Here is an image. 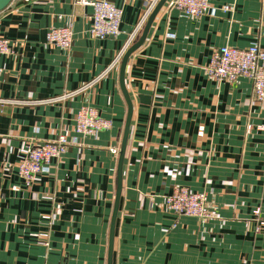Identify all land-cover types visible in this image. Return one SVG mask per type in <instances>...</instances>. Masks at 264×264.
Returning <instances> with one entry per match:
<instances>
[{"label":"crops","instance_id":"obj_1","mask_svg":"<svg viewBox=\"0 0 264 264\" xmlns=\"http://www.w3.org/2000/svg\"><path fill=\"white\" fill-rule=\"evenodd\" d=\"M169 1L126 67L133 114L112 264H264V103L249 78L206 72L223 46L264 47V0H209L202 16ZM111 2L123 10L120 33L102 39L90 32L93 7L77 0H13L0 12L13 47L0 58V264H108L119 164L111 149L120 151L128 114L120 65L144 7ZM64 25L69 49L46 40ZM83 106L112 126L77 133ZM64 130L67 151L27 185L17 173L23 141ZM177 186L206 193L212 216L170 211L165 197Z\"/></svg>","mask_w":264,"mask_h":264},{"label":"built area","instance_id":"obj_2","mask_svg":"<svg viewBox=\"0 0 264 264\" xmlns=\"http://www.w3.org/2000/svg\"><path fill=\"white\" fill-rule=\"evenodd\" d=\"M159 1L143 0L142 18L125 48L136 40L139 31ZM77 2L93 7L90 32L94 37L102 39L119 35L123 15V10L120 7L114 5L111 0H77ZM168 6L191 16H202L211 8L209 0H170ZM225 8L230 9L228 6ZM46 40L51 45L69 49L73 42V30L69 25L51 27L46 32ZM12 52L13 47L10 41L0 35V58ZM2 72L3 67L0 65V75ZM206 72L216 81L236 82L240 77L249 78L253 83L254 99L264 103V47L257 44L246 48L223 46L213 53ZM0 101L7 102V100ZM111 126V120L104 118L94 107L83 106L77 112L75 125L77 133L95 134L109 129ZM204 133L205 127L201 125L198 134L202 136ZM70 143L69 130H64L52 140L23 141L24 151L17 163L18 175L27 185H33L37 177L45 172V167L52 159L60 158L67 151ZM111 150L115 153L119 152L117 147H113ZM165 204L170 211L176 214L203 220L212 216L207 194L193 191L186 186L175 187L173 192L165 197ZM256 231L257 233L264 231V220H259ZM42 236L45 238V244L48 245V233H43Z\"/></svg>","mask_w":264,"mask_h":264},{"label":"water","instance_id":"obj_3","mask_svg":"<svg viewBox=\"0 0 264 264\" xmlns=\"http://www.w3.org/2000/svg\"><path fill=\"white\" fill-rule=\"evenodd\" d=\"M13 0H0V12L3 11L5 8H7L10 3ZM168 0H160L159 3L156 5L155 9L152 11L150 17L148 18L145 27L143 28L140 36L133 42V44L126 50L125 54L123 55L121 65H120V85L121 89L124 93L125 99L128 104V114L123 134V139L119 151V164H118V175H117V193L115 198V204H114V210H113V216L111 221V231H110V242H109V259L108 264H112V253H113V242H114V236H115V223L117 219V214L119 210V203H120V197H121V191H122V179H123V162H124V156H125V150L127 146L128 136H129V130L131 125V119L133 114V103L130 99V96L127 92L126 84H125V72L127 63L129 61V58L131 55L140 48L141 45L145 42L149 30L151 28V25L157 16L159 10L162 8V6L167 2Z\"/></svg>","mask_w":264,"mask_h":264},{"label":"bare ground","instance_id":"obj_4","mask_svg":"<svg viewBox=\"0 0 264 264\" xmlns=\"http://www.w3.org/2000/svg\"><path fill=\"white\" fill-rule=\"evenodd\" d=\"M151 15V14H150ZM150 17V16H149ZM133 44V43H132Z\"/></svg>","mask_w":264,"mask_h":264},{"label":"rangeland","instance_id":"obj_5","mask_svg":"<svg viewBox=\"0 0 264 264\" xmlns=\"http://www.w3.org/2000/svg\"><path fill=\"white\" fill-rule=\"evenodd\" d=\"M260 220V219H259ZM263 220V219H262Z\"/></svg>","mask_w":264,"mask_h":264}]
</instances>
